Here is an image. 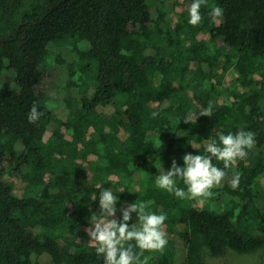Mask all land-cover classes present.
Returning <instances> with one entry per match:
<instances>
[{
    "label": "trees",
    "instance_id": "1",
    "mask_svg": "<svg viewBox=\"0 0 264 264\" xmlns=\"http://www.w3.org/2000/svg\"><path fill=\"white\" fill-rule=\"evenodd\" d=\"M184 1L0 0V264H40L44 253L103 264L85 229L105 188L117 218L137 200L167 215L170 245L146 252L148 264H205L229 249L264 263V0H207L195 27L189 7L170 18ZM213 6L224 10L216 22ZM34 103L44 115L31 124ZM209 103L211 117L184 123ZM241 128L255 146L211 198L156 188L173 159L183 166L217 131ZM9 171L26 184L21 196Z\"/></svg>",
    "mask_w": 264,
    "mask_h": 264
},
{
    "label": "clouds",
    "instance_id": "2",
    "mask_svg": "<svg viewBox=\"0 0 264 264\" xmlns=\"http://www.w3.org/2000/svg\"><path fill=\"white\" fill-rule=\"evenodd\" d=\"M207 5V0H193L188 8V23L198 26L202 21L200 9ZM223 9L213 6L208 13L212 22L223 16ZM44 113L38 110L34 103L28 113V122L35 124ZM154 117L157 113L152 114ZM213 108L209 103L207 108L199 112L189 111L183 118L185 124L194 123L200 117H211ZM217 140H212L204 146V154L186 153L183 156V166L173 159L171 168L159 172L156 176L157 189L166 191L182 200H198L211 198L212 189L221 184L238 160L247 157L248 151L255 146L254 133L243 128L235 133L224 134L217 131ZM213 160L221 162L223 168L216 166ZM241 174L234 172L230 181L235 189L239 186ZM178 181L185 187H179ZM96 200V199H95ZM118 196L112 188H105L99 194V208L91 212L89 226L85 229L88 242L95 248L98 258L103 264H148L149 253H163L167 244L164 231L167 215L156 214L147 210L143 202L127 203L119 211L117 218ZM133 214L137 217L131 223Z\"/></svg>",
    "mask_w": 264,
    "mask_h": 264
},
{
    "label": "rangeland",
    "instance_id": "3",
    "mask_svg": "<svg viewBox=\"0 0 264 264\" xmlns=\"http://www.w3.org/2000/svg\"><path fill=\"white\" fill-rule=\"evenodd\" d=\"M190 6V3H186L185 1L181 3L179 6H177L173 12L170 13V18L173 21V24L179 20L178 13L183 12L186 8ZM203 39H208V36L202 37ZM221 44V42L219 43ZM185 46V45H182ZM59 159V157H57ZM63 163L72 165V162L69 159H62ZM5 180L10 182L11 185L14 187V191L16 194L21 196L24 193L26 184L22 181L19 174H17L14 171H9L5 175ZM205 204L203 202H200L198 204V207H204ZM170 240V238L168 239ZM167 245H170L168 243ZM39 260L40 264H54L51 256L47 253L42 254L41 256H34V260ZM262 259L261 254H243L238 253L234 250L229 249L224 257L217 258L213 257L210 254H205V264H264L260 263Z\"/></svg>",
    "mask_w": 264,
    "mask_h": 264
}]
</instances>
